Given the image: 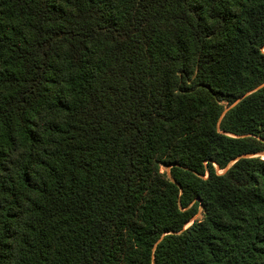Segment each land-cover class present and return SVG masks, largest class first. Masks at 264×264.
<instances>
[{"label":"trees","instance_id":"trees-1","mask_svg":"<svg viewBox=\"0 0 264 264\" xmlns=\"http://www.w3.org/2000/svg\"><path fill=\"white\" fill-rule=\"evenodd\" d=\"M263 50L264 0H0V264H264Z\"/></svg>","mask_w":264,"mask_h":264},{"label":"rangeland","instance_id":"rangeland-1","mask_svg":"<svg viewBox=\"0 0 264 264\" xmlns=\"http://www.w3.org/2000/svg\"><path fill=\"white\" fill-rule=\"evenodd\" d=\"M264 51V50H263ZM261 156L264 157V153L261 154ZM160 172L161 173H166L168 175V172H169V168L168 167H165L163 165H160ZM218 173H222V171H218ZM202 218V215H201V212H199L193 219H201ZM192 223V222H191ZM190 225V224H189Z\"/></svg>","mask_w":264,"mask_h":264}]
</instances>
